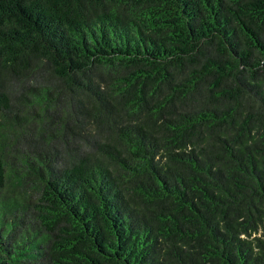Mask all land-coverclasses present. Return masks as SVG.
<instances>
[{"label": "trees", "instance_id": "obj_1", "mask_svg": "<svg viewBox=\"0 0 264 264\" xmlns=\"http://www.w3.org/2000/svg\"><path fill=\"white\" fill-rule=\"evenodd\" d=\"M0 264H264V0H0Z\"/></svg>", "mask_w": 264, "mask_h": 264}]
</instances>
